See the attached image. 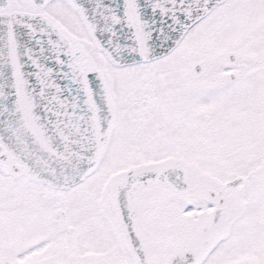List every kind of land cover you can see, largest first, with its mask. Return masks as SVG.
I'll return each mask as SVG.
<instances>
[{"label": "snow or ice", "instance_id": "6c2138e0", "mask_svg": "<svg viewBox=\"0 0 264 264\" xmlns=\"http://www.w3.org/2000/svg\"><path fill=\"white\" fill-rule=\"evenodd\" d=\"M0 264H264V0H0Z\"/></svg>", "mask_w": 264, "mask_h": 264}]
</instances>
